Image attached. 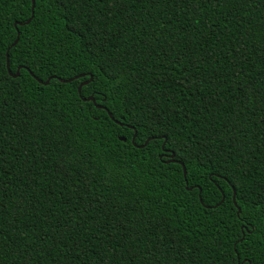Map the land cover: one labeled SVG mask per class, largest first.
I'll use <instances>...</instances> for the list:
<instances>
[{"label":"trees","instance_id":"16d2710c","mask_svg":"<svg viewBox=\"0 0 264 264\" xmlns=\"http://www.w3.org/2000/svg\"><path fill=\"white\" fill-rule=\"evenodd\" d=\"M22 13L0 0V69L9 50L37 74L0 81V264H264V0ZM83 67L81 93L57 79ZM201 164L231 178L223 193Z\"/></svg>","mask_w":264,"mask_h":264},{"label":"snow or ice","instance_id":"6c2138e0","mask_svg":"<svg viewBox=\"0 0 264 264\" xmlns=\"http://www.w3.org/2000/svg\"><path fill=\"white\" fill-rule=\"evenodd\" d=\"M55 2H56V0H18L19 4L23 5L26 3L28 5V14L27 15H24L23 13L21 14V17H20L21 22L24 24H32V22L34 20H36V18L38 16V10L42 4H46L48 6H51ZM64 2H66V0H61V6H63ZM193 2H195V0H193ZM65 20L67 22V20H68L67 15L65 16ZM33 27H35V25H33ZM21 71L24 72L25 76H29V75L37 76L35 70L30 65L25 63L24 61H20L17 66H13L11 63V58H9V61L7 63V67L4 69H0V72H2V74H0V81H2L4 78H6L8 73H15L18 75ZM91 72H92L91 68L83 67L80 69L79 75H76L75 73L73 74L81 88H84L85 85H88L91 83V79H90V73ZM41 90H43V89H41ZM107 99H108V97L105 96L104 100H107ZM98 103L102 104L103 101L98 102ZM157 138H159V137H157ZM140 143L145 144L146 141H141ZM166 145H168V139H167V137H164L161 140V147L157 149V153L161 154V149H163V151H168L172 155H175L176 152L173 149L166 147ZM179 152H180V155L183 157L185 149L179 148ZM175 164H176L177 171L182 172L183 179L187 183L191 179V173L188 170V166L184 163V159H180L178 161H175ZM201 167H208V166L201 164ZM193 171H195V169ZM208 173L209 174L206 177V181L213 183L215 185V189L221 193H223L225 191L224 185L221 184L222 179L225 180L226 183H232L230 177H220L219 173L216 171L214 166L208 167ZM192 187L198 188L200 192H203V187L201 186L199 179L192 180ZM189 191H191V188L189 189ZM232 199H235V197H232ZM240 199H243V197L241 196ZM222 202L223 201H221V203ZM245 203H247V201H245ZM238 218L240 219L241 225H244L245 218L239 217V216H238ZM245 239L246 238L243 237V232H242L241 238H238L237 243L238 244L244 243ZM248 243L250 244L251 241L249 240ZM235 254L237 256H240L239 251H237ZM240 259H241V264H243V261L246 259V257H241Z\"/></svg>","mask_w":264,"mask_h":264},{"label":"water","instance_id":"95a60500","mask_svg":"<svg viewBox=\"0 0 264 264\" xmlns=\"http://www.w3.org/2000/svg\"><path fill=\"white\" fill-rule=\"evenodd\" d=\"M21 25H24V23H20ZM16 26H17V24H16ZM19 32H18V37H17V40L15 41V43H14V45L18 42V40H19ZM8 61H9V50H8V52H7V63H8ZM10 75H12V76H14V77H18L19 76V74L17 75V74H13V73H9ZM36 78V77H35ZM58 80H60L61 82H71V81H73L74 79H75V77L74 78H71V79H68V80H65V79H61V78H57ZM90 79L92 80L93 79V77H92V75H90ZM37 80H39V79H37ZM40 81V80H39ZM49 81H50V79H48L47 81H45L44 82V84L45 85H47V84H49ZM41 82V81H40ZM81 87L79 86V88H78V92L79 93H81ZM84 100H86V101H93L94 103H95V100H94V98L93 97H89V98H86V99H84ZM97 107L98 108H103V109H105V110H107V108L106 107H103V106H101V105H97ZM108 111V110H107ZM108 114H109V116L111 117V118H113L112 117V114L108 111ZM118 124H120V125H123L121 122H119V121H116ZM135 138H136V134L134 135V137H133V140H132V142H133V144H134V142H135ZM120 139L122 140V141H126V138L125 137H120ZM147 143H148V141H146V143L144 144V145H142L141 147H144V146H146L147 145ZM174 156L175 155H172V154H170L169 155V157H170V160H169V162H175L176 160L174 159ZM239 212H240V209H239ZM238 212V213H239Z\"/></svg>","mask_w":264,"mask_h":264}]
</instances>
